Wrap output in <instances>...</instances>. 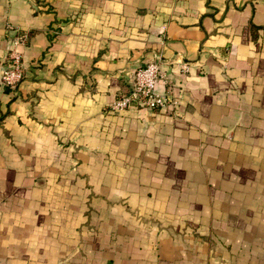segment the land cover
Masks as SVG:
<instances>
[{
    "label": "crops",
    "instance_id": "0c3cea01",
    "mask_svg": "<svg viewBox=\"0 0 264 264\" xmlns=\"http://www.w3.org/2000/svg\"><path fill=\"white\" fill-rule=\"evenodd\" d=\"M11 48L0 264H264V0H0ZM154 60L176 104L108 112Z\"/></svg>",
    "mask_w": 264,
    "mask_h": 264
},
{
    "label": "built area",
    "instance_id": "2783aa9c",
    "mask_svg": "<svg viewBox=\"0 0 264 264\" xmlns=\"http://www.w3.org/2000/svg\"><path fill=\"white\" fill-rule=\"evenodd\" d=\"M24 35L14 36L13 45L22 43ZM185 70V65H182ZM23 77L21 55L11 48L7 52L6 63L0 71V83L10 90L15 89ZM163 78L158 60L150 61L137 66L132 73L131 80L125 92L119 93L107 107L108 112H117L127 107H135L150 111L161 110L176 104V98L166 92L158 93L154 90L155 84ZM166 83V81H165ZM168 90L171 89L167 86Z\"/></svg>",
    "mask_w": 264,
    "mask_h": 264
},
{
    "label": "trees",
    "instance_id": "16d2710c",
    "mask_svg": "<svg viewBox=\"0 0 264 264\" xmlns=\"http://www.w3.org/2000/svg\"><path fill=\"white\" fill-rule=\"evenodd\" d=\"M126 90H124L123 92H125Z\"/></svg>",
    "mask_w": 264,
    "mask_h": 264
}]
</instances>
